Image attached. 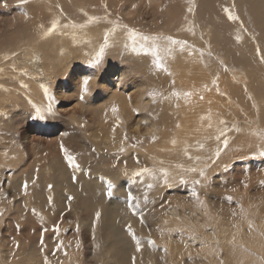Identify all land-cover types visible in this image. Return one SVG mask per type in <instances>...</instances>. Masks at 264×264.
<instances>
[{
  "label": "rangeland",
  "instance_id": "374dc122",
  "mask_svg": "<svg viewBox=\"0 0 264 264\" xmlns=\"http://www.w3.org/2000/svg\"><path fill=\"white\" fill-rule=\"evenodd\" d=\"M71 2L72 4L69 6L63 7L64 14L60 10L56 12L55 19L57 21L62 19L64 22L70 21L72 22L69 23L70 25H81L83 22L80 18L69 16H77L79 13L72 11L76 8L74 5H78V9H81L86 1L71 0ZM81 2H83L82 6L79 5ZM37 3L35 0H27L26 7L30 17H34L36 8L33 5H37ZM165 5L166 10L160 12L156 18L152 20L138 18L134 22L128 23L131 25L130 28L144 35L173 37L172 32L176 31V27L181 24V21L177 20L181 17L178 16L184 15L185 12L189 13L190 0H165ZM49 7L48 13H51V6ZM226 7L238 17L235 21L230 20L232 30L228 36L226 32L224 38L228 41L224 48L227 54H221L226 63L224 67L229 66L230 75L222 92L220 91L222 83L212 87L213 90L218 89L217 91L221 92L219 95H211L208 102L197 101L199 110L194 115L195 111L189 104H185L187 109L185 113L181 111V116L187 114L192 121H201L204 117L207 119L205 124H211L212 127L205 133H188L191 135L190 138L183 135L186 142L181 153H184L185 147L187 149L193 147V153L187 155L188 159H184L179 153L178 145L169 143L168 147L164 145V142H159L162 141L161 136L156 139L160 143L159 145H152L150 140H138L136 135L130 137L127 135V139L114 140L110 145L105 137L112 138L113 134H104L107 127H102L97 121V116L91 115V112L85 115L86 126L82 122L80 124L78 119H76L77 122L71 121L77 116L82 117L81 113L87 111H84L86 106H80L75 102V95L70 89L72 87L67 86L68 80L72 83L71 72L69 74L68 71L75 69L74 77L77 78V75L82 71L80 68L85 66H72V62L79 58L70 55L66 57L68 65L53 64V68H57L55 83L40 87L42 98L37 99L45 100V102L39 103L40 100H37L34 94H30L34 91L30 82L35 71L34 64L30 60L37 51L34 49L35 53H32V56L29 55L30 50L27 44L30 43L28 46H31L33 41L18 43L17 46L11 48L8 57H0L3 60H0V264H44L45 257L49 264H98L94 257L88 256L90 239L85 218L92 213V204L100 213H103L96 203L106 202V207L109 208L113 202H116L114 198L117 196L127 203L129 192L135 197L133 203L137 205L136 208L143 212L144 224L140 227L146 237H152L158 242L160 232L174 226L173 240L180 241L187 226V218H190L192 225L202 226L188 235L194 249L189 248V253L183 255V258L194 259L190 264H204L203 261L208 258L203 253L195 252L199 250L200 246L205 249H214L216 244L221 247L237 242L242 236L236 239L230 234L249 223L255 231L250 232L249 228L245 229L247 239L250 240V236H252L250 241L258 244L259 248L264 250V156L259 154L261 150H264V140L253 134L254 132H264V124L261 119H258L260 114L257 111V100L251 101L250 96L246 97L243 92L249 88L248 82L244 88L240 89L243 90L242 92L235 91L233 95L228 94L235 81L244 82L242 63L245 60L244 56L240 55L241 48L238 45L253 48V51L249 53L251 56L250 68L253 70V76L258 80L259 90L264 91V59H262L264 58V46L261 44V39L256 36L247 37L245 35V32L252 30L246 15L239 11L235 0H225ZM111 9L116 15H104L101 21L100 19L98 22L95 21L96 24L106 23L107 26L111 25L112 27L111 22L117 21L124 25L125 20L118 15V7L113 6ZM205 19L206 17L202 19V22ZM226 20H229L227 14ZM204 26L206 29L207 26H217L215 15L213 20L207 21ZM149 27L154 33L149 31ZM161 31L163 33H160ZM55 36L63 35L55 33ZM237 36L240 37L239 41L236 39ZM204 37L210 47H204V56L195 51L197 48L191 49L195 51V54H199V62L193 59L185 60L179 56L181 53L176 50L174 52H178L179 57L171 59L170 63H175L178 60L181 69L179 70H186L188 73L186 77L182 72L176 73L177 78H180L182 84H185V91L197 89L195 86L186 84L196 70L203 75L209 73L215 78L219 76L221 63L216 57L220 55L217 39L221 40V33L213 30L211 37L213 39L209 38L210 36L207 34ZM232 40H235L238 45ZM56 42L64 43V41H55L53 38L47 43L42 42L43 52L49 50L48 46L54 50ZM81 42L82 45L72 43V48L85 50L83 46L87 41ZM229 42L231 43V52L228 47ZM110 45L100 57L99 63L93 64L94 67L91 69L94 77V82L91 83L93 84V97L97 100L100 98L101 91L106 87V72L103 73V70L108 65L120 63L136 72L144 71L142 70L143 65L146 66L145 68L149 67L147 64H142L143 58L149 59L148 55L137 53L130 55L127 52L128 47L129 50L131 49V42L112 44V48ZM126 45H128L127 48ZM233 50L237 52L239 61L232 55ZM98 51L99 47L97 46L94 48L95 55ZM165 63L166 66L170 64L168 59ZM38 64L47 65L43 55L39 56ZM208 64L211 66L208 67ZM70 66L72 67L70 68ZM136 76L138 79L143 77L142 80L147 78L145 84L149 85L147 74L142 73ZM22 81H27L28 84ZM60 85L68 87L70 91L66 89L62 94L57 93ZM97 86L99 88H96ZM9 89L15 90L13 95L11 93L13 91ZM45 89H47V97ZM179 91L180 93L185 92L181 88ZM159 93L162 94L157 96L156 101L163 96L162 90ZM24 95L28 97L24 98ZM249 95H251V91H249ZM12 96H16V98L13 99ZM33 105L40 109L39 113L35 111ZM161 109L165 111L163 107ZM233 109H237L241 113L233 115ZM171 117L172 120L168 128L170 137L179 125L177 116L172 114ZM220 120L225 123L221 125ZM221 130H224V135L220 140H217L216 136L220 134ZM222 139L228 140L226 147ZM199 143L204 144L203 149L199 147ZM61 145L75 156L76 163L79 165V170L75 171V180L65 174L59 175L54 170V167L61 169L65 166ZM126 146H131L128 152ZM122 147L123 152L120 151ZM161 148L162 150L159 151L158 149ZM217 148L223 149L219 157L215 156ZM193 155L200 156V159H193ZM160 161H163V164ZM32 162L34 163L32 164ZM177 165L182 167H177ZM142 167L166 169L169 172L168 183H165V178L159 172L156 174V179L145 176L143 183L141 178H135V182H133L132 174ZM190 167L202 168L205 173L204 177H200L198 172L186 173L184 171ZM180 176H184L189 182L180 183ZM103 179L107 181V184L110 182L112 185L111 196L107 195V184L103 185L102 191H98L93 186V184L102 182ZM195 179L200 180V184L195 186L199 196L198 200L191 196L193 189L191 181ZM59 183L64 184L65 187H57ZM148 183H151L153 187L148 189L146 187ZM25 184H27L26 190L23 187ZM123 184L126 188L122 187ZM49 185L52 187L49 188ZM76 186L83 188L84 195L81 194L84 198L75 193ZM69 196L73 198L71 201L68 200ZM49 197H52L51 204L48 201ZM226 197H232L231 203ZM208 204L211 207H207ZM50 206L53 207L50 208ZM33 209L38 215L33 213ZM241 209H243V213ZM118 224H122L120 227L127 230L124 223L120 222L115 226ZM57 226L59 232L56 231ZM203 226L206 227L203 228ZM42 232L43 245H41ZM58 243L61 244L59 249L56 247ZM119 246H121L120 240ZM41 247L44 249L43 252L40 251ZM157 248L160 250L162 246L158 245ZM257 251L261 252L262 250ZM263 256L262 259H264ZM107 260L105 256L102 257L100 264H106ZM150 264H158V261L155 260ZM165 264L172 263L165 260Z\"/></svg>",
  "mask_w": 264,
  "mask_h": 264
},
{
  "label": "bare ground",
  "instance_id": "6f19581e",
  "mask_svg": "<svg viewBox=\"0 0 264 264\" xmlns=\"http://www.w3.org/2000/svg\"><path fill=\"white\" fill-rule=\"evenodd\" d=\"M36 1L38 2L37 5H33L36 8V10L34 11L35 15L34 17H30L29 10L27 9L26 2H24V0H0V57H8V53H11V48L17 46V44L21 42L27 43L28 41H33V44L31 46H28L30 43L27 44V47L30 50L29 55L32 56V53H35L34 49H36L37 51L36 55L30 60V62L34 64L35 69L30 82L31 86H33L34 88V91L30 94H34V97L36 99L39 97L42 98L40 87L48 85L50 83H55L54 78L57 68H53V64H59L58 66L68 65L66 57L70 55L75 56L79 59L72 62V66H85H83V68H80V70L82 71L77 75V78L74 77L75 69H71L68 71V73L71 72L72 83L70 82V80H68L67 86L69 88L72 87L70 89L75 95V102L80 106H86L87 108L84 109V111H87H81V114H83V116L72 118L71 121L74 120L75 122H77L76 119H78V122L80 124L82 122V124L85 125V115L91 112V115L97 116V121L102 127H107L104 134H113L112 126L116 125L114 138H110V136L105 137L110 142V145L114 140H124L125 136L127 135H129V137L136 135L138 140H150L152 141V145H159V142H164V145L168 147L169 143H171V141L174 139L176 141L175 145H178L177 149L179 153L183 156L184 159H188V156L185 155V153H181L182 148L186 142L185 137H191V135H189L188 133L200 134L208 132L212 127H209V125L205 124V122L207 121V119L205 118L201 121H192L187 116V114L181 116L180 113L181 111L185 113L187 110L185 104H189L191 109L195 111L193 113L194 115L199 110L197 108V101L206 102L211 97V95H219L222 92L223 88H225L230 75L229 66L227 65L226 67H224L226 63L225 61H223L224 57L221 56V54H227L224 49L226 43H228V41L224 39L225 33L227 32L228 36V33L232 30V23L230 20H226V13L223 10L225 8V0H190L191 7L189 8H192V11H188L189 13L185 12L184 15L178 16L181 17V20L177 18L179 22L181 21V24L176 27V31L172 32V38L185 41L187 44V47L183 51L180 50L178 45L175 46L174 51L176 50L180 52L181 54L179 56L183 57L185 60L193 59L196 62H199V54H195V51L191 49L197 48V50H200L198 52L202 51L204 56V47H209V43L206 42L204 35L207 34L210 36L209 38H211L213 30L220 31L221 40L217 39L219 42L218 48L220 50V52L218 50V53L220 55L216 57L218 62L220 61L221 63V70L219 72L218 78H215V76L212 77L209 73L207 75H203L198 70H196L192 78L187 81L186 84L195 86L197 89H187L185 91L186 86L185 84H182L180 78H177L178 75L176 73L178 71L182 72L184 73L185 77L188 75V73L186 70L180 71L181 69L178 60L175 63H170L171 59L174 60L178 56V52L175 53L173 51L171 56L167 57L168 62L170 63L167 66V73L162 70L156 69L152 64V57L150 56L148 60L143 58L142 64H147V66L149 67L145 68L146 66L143 65L142 70L144 71L141 72L131 71L132 68L130 69L120 63H113V65H108L103 70V73L106 72V87L101 91L100 98L98 100L93 97V84H91L92 82H94V77L92 75L91 69L94 67L93 64H97L95 63L96 55L94 53V48H96L97 46L99 47L103 43V36L105 31L112 27L111 25L107 26L106 23L96 24L98 20H96V22L93 21L91 24H87L86 21L88 20V17H99L101 21L104 15L108 16V14H110L112 16H115L116 13L113 12L111 8L113 6H116L118 7V15L122 16L125 20V22H123L124 25H128V27L130 28L131 25L128 24L129 22H134L138 18L152 20L156 18L158 14H160V12L165 11V0H85L86 3L84 4V6H82L83 2L79 4L80 6H82L81 9H78V5H74V7L76 8H74L72 11L79 14L77 16H69L71 18H80L83 22V24L81 25H85L83 28L79 27V25L73 27V25L69 24L72 22H64L62 19H60L58 21L56 30L48 36H44V32L47 31V29L51 26L52 21L56 20V12L60 10V12L64 14L63 7L69 6V4H72V2L71 0H35V2ZM235 2L237 4V7L239 8V11L242 14L246 15V18L249 21L250 29L252 30L251 32H245V35L247 37H250L252 35L256 36V38L261 39V44L264 46V0H235ZM133 5H136V7L133 8ZM49 6H51V13H48L50 11ZM25 13L27 14V18H25ZM214 15L217 26H207L208 28L206 29V26H204V24L207 21H212ZM205 17L206 19L202 22V19ZM65 25H67V27H65ZM160 25H162V23H160ZM149 31L151 33H154L150 27ZM55 33H58V35L62 34L63 36H55ZM160 33L163 32L161 31ZM51 38H53V40L55 41H64V43L56 42L54 50L51 46H48L49 50L43 52L44 46L42 42L47 43ZM84 40L87 41V43H84L83 46L85 50H76L72 48V43L75 45H82L81 41ZM125 42L131 41L128 40L126 31L123 29H117L116 32L109 38V44L111 45L122 44ZM232 42L237 44L235 40H232ZM67 45L69 46L67 47ZM238 46L241 48L240 55H243L245 60L244 63H242V77L244 79V82L240 83L235 81L234 86L230 87L231 89H229L228 94L233 95L235 91L242 92L243 90L240 89L244 88V86L248 82L249 88L243 92L246 97L250 96L251 101H253L254 99L257 100V111L260 114V117H258V119H261L264 124V91L259 90V85L257 84L258 80L253 76V70L250 68L251 56L249 53L253 51V48H246L242 45ZM228 47L231 52L230 42ZM60 51H62V53H60ZM127 52L130 55L136 54L131 49L129 50V47ZM190 52L191 55L189 54ZM40 55H43L45 57L47 65L42 66L41 64H38ZM232 55L236 57L237 61H239L237 52L235 50H233ZM0 60L3 61L2 58ZM185 60L184 62H187ZM26 63L28 64V61H26ZM29 65L31 66V63H29ZM72 66H70V68ZM209 66L211 65L208 64V67ZM142 73L147 74L149 78V81L147 82L149 85L145 84V79L147 78L144 79L145 81L142 80L143 77H141L140 79L137 78L136 75ZM153 75L156 76L154 77ZM213 79L216 80L215 86H219L222 83V88L220 90L221 92L213 90ZM85 80L88 81L87 92L83 91ZM27 81L22 82L26 84ZM170 81L171 84H169ZM205 85H207V88H205ZM68 87L65 88L60 85L57 93L62 94L66 89H68ZM96 88L99 87L97 86ZM180 88L182 91L192 92L193 95L187 100H185L182 95L179 98L175 99V97L171 96V93L173 91L180 92ZM161 90L163 91V96L158 101H156V97L154 103L153 98L151 95H149V93L153 91L160 92ZM11 91H13L11 92L13 95L15 90L12 89ZM68 91L70 90L68 89ZM249 91H251L252 96L249 95ZM82 95L83 99H81ZM201 96L203 97V99L200 98ZM14 97L16 98V96H12L13 99ZM23 97L25 98L28 96L24 95ZM9 98L11 97L9 96ZM40 102L44 103L45 100H40L39 103ZM113 104H115L118 108V113L116 114L120 118V123L118 125L116 116L111 111ZM162 107L165 111H162ZM133 109H138V111L133 112ZM233 111V115H239L241 113L237 109H233ZM172 114H175L177 116L179 121L177 123H179V127L176 128L174 134L170 137L168 135V128L170 127L169 125L170 121L172 120ZM153 134L156 136V139L158 136H161L162 141L158 142V140L156 139L153 141L151 139ZM183 135H185V137ZM192 148L193 147H189L187 149L188 154L193 153ZM130 149L131 146H126L127 152ZM158 150L160 151L162 150V148ZM196 157L200 156H192L193 159H196ZM63 160L65 162V166H63V168L61 169L54 167V170L59 175L65 174L69 178H72L73 175H75V172L68 166L65 159ZM33 163L34 162H32V164ZM119 183H121V181H119ZM105 184H107V181L103 179L102 182L93 184V186L98 191H102L103 185ZM57 187H65V185L59 183ZM122 187L126 188L124 184L122 185ZM82 189L83 188L76 186L75 193L81 198H84V191ZM114 200L116 202H113L112 206L110 205L109 208L106 207V202L103 204H97L95 202L97 207L103 213H100V217L99 219H97L95 214L99 210L95 207L94 204H92V213L85 218L87 221L90 239L88 256L94 257L95 261L98 264L102 262V257L104 256L108 259L106 264H132L133 255L136 256V264H150L155 260L158 261V264H165V260L169 261V263L172 264H190L192 260H194L192 258L184 259L183 255L189 253V248L192 250L194 249V246L190 244L191 238L188 237V235H190L192 231L202 228V226L192 225L190 218H187V226L184 229L182 240H173L175 229L173 228L174 226H171L168 230H162L160 232L159 241L157 242L152 237L145 236L143 230L140 227V225H142L140 223L141 217L139 215H133L132 212L129 211L127 203L123 199L117 196L116 198H114ZM209 206L210 205L208 204L207 207ZM52 207L53 206H50V208ZM136 211L138 213L141 212V210H138L137 208ZM120 222L124 223L126 229L127 225L131 224L136 237L140 239L142 244L140 252L137 253L135 251V241L129 235L127 230H124L122 227H120L122 224H118L117 226H115ZM244 226L242 227L244 229L238 228L235 232L230 234L231 237L236 239L242 236L237 242H233L232 244H227L221 247L216 244L214 249H205L203 246H200L199 250L195 252H200L207 255L208 258L206 259V261H203L204 264H264V259H262L264 250L262 248H259L258 244L252 243L250 241L252 239V236H250V240L247 239V235L245 234L244 230L249 228V225L245 224ZM204 227L206 226H203V228ZM249 231L254 232L255 229L251 226V229L249 228ZM149 239L154 241L153 247H150L148 245L147 241ZM119 240L121 242V246H119ZM158 245L162 246L160 250H158L157 248ZM165 249H167V251H165ZM257 250H262V253L258 252ZM112 256H114L115 258H111Z\"/></svg>",
  "mask_w": 264,
  "mask_h": 264
},
{
  "label": "snow or ice",
  "instance_id": "6c2138e0",
  "mask_svg": "<svg viewBox=\"0 0 264 264\" xmlns=\"http://www.w3.org/2000/svg\"><path fill=\"white\" fill-rule=\"evenodd\" d=\"M24 2H27V0H24ZM135 7H136V5H133V8H135ZM223 10L227 14V18L229 20L235 21V20L238 19V17L232 11H230L227 7L224 8ZM188 11H192V8H189ZM24 15H25V18H27V14L25 13ZM99 19H100L99 17H88V20L86 21V23L87 24H91L93 21H96V20H99ZM111 23H112V28L106 30L105 33H104L103 43L99 46V51L96 53L95 63H99L100 57L103 56V54L105 52V49L109 46V38H110V36L113 35L116 32L117 29H123V30L126 31L127 38H128L129 41H131V50L133 52H135L137 54H143V55H148V56L152 57V64L154 65V67L156 69L162 70V71H164L166 73L168 72V68L166 66L165 61H166L167 57L171 56V54L174 51L175 46L178 45L181 51H183L187 47V44H186L185 41L174 39L171 36L144 35L142 33H139L137 30H135L133 28H129L128 25L119 24L117 21H112ZM57 26H58V21L57 20H53L52 23H51V26L47 29V31L44 32V36L50 35L53 31L56 30ZM84 26L85 25H79V27H81V28H83ZM65 27H67V25H65ZM73 27H76V25H73ZM236 39H237V41H239L240 37L237 36ZM127 46L128 45H126V47ZM195 51H200V50H195ZM257 52L259 54V49L257 50ZM189 54L191 55V52ZM200 55L203 56V52L202 51L200 52ZM209 55H211V53H209ZM262 59H264V58H262ZM169 74H171V73H169ZM87 84H88V81L85 80L84 81V88H83L84 92H87ZM212 84L216 85V80L215 79H213ZM205 88H207V85H205ZM45 94H47V89H45ZM149 95H151L152 98H153V101H155V98L157 96H159L160 93L156 92V91H153V92H150ZM181 95L185 98V100H187L189 97H191L193 95V93L192 92L180 93V92H177V91H173L171 93V96L177 97V98H179ZM165 98H168V97H165ZM200 98L203 99L202 96ZM81 99H83V95L81 96ZM33 107H34V109H35V111L37 113L40 112V109L36 108L35 105H33ZM111 111L116 116V121H117V125H118L120 123V118H119L118 115H116L118 113V108H117V106L115 104L112 105ZM137 111H138V109H133V112H137ZM202 119H204V117H202ZM209 119H210V117H209ZM219 123L221 125H223L225 122L223 120H220ZM115 127L116 126L114 125L113 126V138H114V133H115ZM177 127H179V125H177ZM209 127H211V124H209ZM253 134L257 135L261 140H264V132H254ZM223 135H224V130H221L220 134L218 136H216V139L220 140L221 136H223ZM125 139H127L126 136H125ZM151 139L154 141L156 139V136L153 134ZM171 143L173 145H175L176 141L173 139L171 141ZM223 144L226 147L227 144H228V140L224 139L223 140ZM133 147H135V145H133ZM199 147L201 149H203L204 148V144L203 143H199ZM61 151H62V153L64 155V159L67 162L68 166L70 168H72L74 172L79 170V165L76 163L75 156H73L69 152V150L66 149L63 145H61ZM120 151L121 152L124 151L123 147L120 149ZM222 151H223L222 148H217V150L215 151V156L219 157V155H220V153ZM184 153H185V155H188L187 147H185ZM259 154L261 156H264V150H261L259 152ZM189 158L191 159V157H189ZM196 159L199 160V157H196ZM160 163L163 164V161H160ZM113 166H115V165H113ZM177 167H182V166L177 165ZM184 171L186 173H197L198 172L200 177H204V174H205L204 170L202 168L201 169H197L195 167H190V168L184 169ZM157 172L162 174L163 177L165 178V183H168V179L167 178L169 176V172L166 169H164V168L155 169V168H148V167H142V168H139L137 171H135L132 174L133 182H135V178H141V182L143 183V177H145V176L150 177L151 179H156ZM125 175H127V172H125ZM72 179L73 180L76 179L75 175H73ZM179 180H180V183H182V184H186V183L189 182L187 179H185L184 176H180ZM191 183L193 184V189L191 191V196L198 200L199 196H198V192L195 190V186L200 184V180L199 179H195V180H192ZM23 187L26 190L27 189V184H25ZM51 187L52 186L49 185V188H51ZM146 187L148 189H150V188L153 187V185L151 183H148L146 185ZM112 191H113L112 185L109 182L107 184V195L111 196L112 195ZM72 199L73 198L71 196L68 197L69 201H71ZM226 199L231 203L232 197H226ZM134 200H135V197L133 196V194L131 192H129L128 193V197H127V206L129 208V211H131L133 215H139L141 217L140 223L143 225L144 224L143 213L142 212L138 213L136 211L137 205H135L133 203ZM48 201H49V204H51L52 203V197H49ZM200 203H202V201H200ZM241 212L243 213V209H241ZM33 213L38 215V213L36 212L35 209H33ZM95 215H96V218L99 219L100 212L97 211ZM249 228L251 229V224L250 223H249ZM56 231L59 232L58 226L56 227ZM127 232L132 237V239L135 241V251L137 253L140 252L142 244H141L140 239L136 237L131 224L127 225ZM43 243H44V241H43V232H42L41 233V245H43ZM147 243H148V245L150 247L154 246V241H152L150 239L147 241ZM56 247L59 249L61 247V244L58 243L56 245ZM40 251L41 252L44 251L43 247H41ZM165 251H167V249H165ZM44 264H49V261H48L47 257H45V259H44ZM132 264H136V256L135 255H133V257H132Z\"/></svg>",
  "mask_w": 264,
  "mask_h": 264
}]
</instances>
